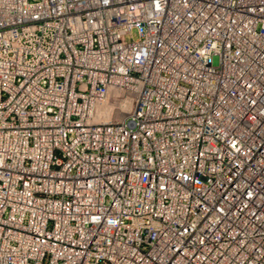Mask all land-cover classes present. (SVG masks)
<instances>
[{"label":"built area","instance_id":"2783aa9c","mask_svg":"<svg viewBox=\"0 0 264 264\" xmlns=\"http://www.w3.org/2000/svg\"><path fill=\"white\" fill-rule=\"evenodd\" d=\"M0 264H264V0H0Z\"/></svg>","mask_w":264,"mask_h":264}]
</instances>
